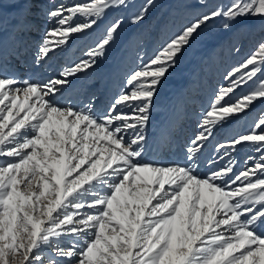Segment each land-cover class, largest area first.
<instances>
[{"label": "snow or ice", "instance_id": "6c2138e0", "mask_svg": "<svg viewBox=\"0 0 264 264\" xmlns=\"http://www.w3.org/2000/svg\"><path fill=\"white\" fill-rule=\"evenodd\" d=\"M32 3L12 0L16 28L30 22ZM125 4L85 0L50 10L59 27L46 32L37 61L51 59L74 34L88 32L109 9ZM146 10L132 22L141 23ZM80 17L83 22H77ZM220 17L226 32L264 21V0H232L227 9L185 26L129 73L126 91L103 116L58 97L70 77L90 70L105 54L119 20L89 49L88 59L58 78L18 81L0 69V264H264V233L258 231L264 228V116L247 133L217 145L224 159L250 144L260 153L251 167L237 173V161L229 159L201 173L197 163L217 128L264 102V41L225 75L229 83L215 93L187 149L189 163L143 160L144 132L167 73L202 26ZM249 82L255 87L233 100Z\"/></svg>", "mask_w": 264, "mask_h": 264}, {"label": "bare ground", "instance_id": "6f19581e", "mask_svg": "<svg viewBox=\"0 0 264 264\" xmlns=\"http://www.w3.org/2000/svg\"><path fill=\"white\" fill-rule=\"evenodd\" d=\"M77 2H82V0H33V3L31 4V13L29 15L30 22L23 29V33H18V30L20 29L15 27V17L17 16V11L11 7L12 0H2V4H0V69L3 70V73L9 76H13L16 79L23 78L32 82H46L49 79L58 78L56 77V73H58L59 69V57L66 56L67 61H71L72 65L74 64V61L76 59V52L74 53L73 50L75 49L74 47L82 48V53L78 54V62L80 60H83V58H86L89 51L88 49L92 48V46H89L88 49H86V45L89 41L91 43V40L93 38L92 36L98 30L99 23H97V25L93 29L89 30L86 33L74 34V38H70V42L67 45L62 46V50L61 48H56L55 55H52L51 59H48L44 62H39L36 59L38 50L42 45H40V42L42 41L43 43L46 32L49 29L59 27L55 23V20L49 18L48 12L61 4L71 5L72 3ZM82 18L83 17H81V19ZM146 20H148L147 16H145L144 20L140 24L145 23ZM77 22H80V18ZM88 36L91 37L88 38ZM52 39L55 40L58 39V37H53ZM206 43V55H208V53H210L211 51V48L215 44V40L209 42L206 41ZM24 45H26V47ZM28 47H30L28 49L29 53L24 55L22 53V50L27 49ZM82 56L84 57L82 58ZM201 56L202 55H200L199 57ZM124 57L125 55L123 47L121 48L118 46L117 48H113L112 51H105V54L99 58V60L97 61V65L95 64L96 66L94 68H91L90 70H87L85 72L78 73L76 76L69 78L70 86L65 88L62 91L61 95L58 97L60 102L69 104L74 108L76 105V108L78 109H83L86 104L88 105V109L93 111L97 116L102 115L105 110H109L110 106L120 95V93L126 91V78H124V76L126 74H129L134 67L138 68L142 64L141 62L139 64L134 62V64L132 63L133 61H130L132 64L127 70L125 64L126 62L124 63L123 60ZM200 59H202V57L199 58L196 62L199 63ZM112 65H115V67L118 68L116 71L117 73L115 72L116 74L112 72L113 70L111 71ZM62 66L66 67L65 63H63ZM101 68L104 70H102L104 74L101 75V80L99 83H97L95 82L96 80H92V76L95 75V69ZM190 69L186 70L188 73H185L186 76L182 79L183 81L181 84L177 82L171 83L170 81H167L163 82L162 86L160 87L159 93L155 99V106L151 110V122L144 132L147 139V145L145 147L143 156V160L145 162L157 165L189 163L186 160L187 149L190 145L191 140L194 139L197 133L201 130L199 126L200 118L204 111L208 109L210 102L214 99L215 93L218 91L214 88V83L217 84V82H219L214 81V79L212 80L213 83L210 85L208 83L207 85H209V87H206L204 85L205 83L202 82L203 80L199 81L198 86L200 88L199 92L202 95L201 100L196 104L195 102L185 97L186 99L184 100L183 104H181L183 105V107H181L182 112L180 113L179 111V113H177L176 110L179 108H177L178 102L172 97H175L178 94H182L183 96L184 91L181 90L185 88H188V90L191 92V95L192 91L194 90V85L192 83L188 84V82L186 81L187 78H190ZM105 75L108 76V79L106 78L107 80L104 79ZM102 79L103 83L101 84ZM18 81L23 80L20 79ZM175 86H178L179 88L176 89ZM81 93H83L84 95H82V98L80 99ZM236 96L238 97V94ZM171 98L173 101H171L170 104L168 102H170ZM81 100L84 103L80 105L79 103L82 102ZM122 111L128 114H132L129 108H122ZM187 116L188 119L186 118ZM184 117L185 122H187L188 125L190 124L188 131L191 135V138L185 140V142H182V139L179 138V136L181 137L183 133L182 130L186 125H180L181 130L179 132V135H177L176 137L172 133L173 129L171 128L174 124H177L178 121L180 122ZM249 118L250 116L248 117V119ZM161 124L162 127L160 126ZM247 124L248 121H245L243 120V118H241L238 121H234L230 125L222 128H217L215 130L214 136L204 144L202 152L199 154L197 163L199 165V171L201 173L208 172L210 170V167H222L226 164L225 162H227V159L228 161L229 159L237 161L235 165V170L237 173L241 171V168H245L243 167V164H246L247 167L250 166V164L244 162L243 160L242 155L244 154H242V147H239L236 151L231 152L230 156L225 157L224 159H220L219 156L211 154L213 150L217 149L218 144L230 140L233 136L246 133L248 127ZM166 133H169V136L167 137L171 138L167 139V137L165 136ZM165 147H167V150H170V153H172V155H168L167 157L162 156V158L158 159V156L161 154L162 150L165 149ZM171 148L172 151L174 149L173 152L171 151ZM210 158L216 161L214 165H208L207 162ZM258 231L264 232V228H260L258 229Z\"/></svg>", "mask_w": 264, "mask_h": 264}, {"label": "rangeland", "instance_id": "374dc122", "mask_svg": "<svg viewBox=\"0 0 264 264\" xmlns=\"http://www.w3.org/2000/svg\"><path fill=\"white\" fill-rule=\"evenodd\" d=\"M84 1L85 0H82V2ZM231 3L232 0H151V3H149V0H126V4L124 6L109 9L106 12L105 16H103L98 21V30L92 36L94 38H92V40L94 41L91 40V43L89 41L86 45V49H88L89 46H92L93 48L96 43L104 36L107 28L112 23L119 20L121 22V27L116 35V38L110 44V46L106 48V51H112L113 48H117L118 46L121 48L123 47L125 55L123 60L124 63L126 62V68L128 70L132 63H144L146 62V60L148 61L150 58H152L170 39L179 34L185 26L192 23L194 20L198 19L202 15L216 10L217 8L227 9V7L230 6ZM145 8L147 9L145 16H147L148 20H146V22L143 24L133 23L132 18ZM80 22H83V18L81 19V17ZM224 22V18L220 17L213 19L209 23L203 25L199 34L192 40L191 44L187 46L183 50L182 54L178 56L175 67L171 68L167 73V76L163 82L170 81L171 83L177 82L181 84L183 81L182 79L185 78L186 74L188 73L186 70L192 68L190 69V78H187L186 80L188 84L192 83L194 85L192 95L188 88H185L181 90L184 91L183 96L182 94H178L177 96L172 97L178 102L177 108H180V110L179 108L176 110L177 113H179V111L180 113L182 112L181 107H183V105L181 104H183L186 98L190 99L196 104L201 100L202 95L199 92V81L203 80L202 82L205 83L204 85L206 87H209V85L213 83L212 80L215 79L214 81H219L217 82V84L214 83V88L217 90H219V88L221 87L227 86L229 81L225 79V75L234 67L240 65L249 55H251V53L256 49L259 42L264 41V21L260 19H253L249 22L244 23L243 25L236 24L235 26H233V29L230 32H226L223 29L222 25ZM21 32L23 33V29L18 30V33ZM90 37L91 36H88V38ZM212 40H215V44L213 46L214 48H211V55L210 53L206 55V41L209 42ZM41 44L42 41L40 42V45ZM24 46L26 47V45ZM29 48L30 47L22 50V53L24 55L28 54ZM74 48V53L76 52V59L74 61L75 64L78 62V54L82 53V48ZM200 55H202V59H200L198 63L196 61L201 58L199 57ZM83 57L84 56H82V58ZM87 57L88 56L83 59H87ZM59 58V69L58 73H56V77H59V74L65 68L72 66L71 61H67L66 56ZM130 61L133 62L131 63ZM63 63H65L66 67L62 66ZM115 65H112L111 68V71L113 70V73H115L118 69L115 67ZM134 69H136V67H134L133 70ZM100 70L102 74L100 73ZM102 70V68L95 69V75L92 76L93 81L96 80L95 82H100V77L104 74V70ZM128 75L129 74H126L124 78H127ZM106 78L108 79V76L105 75L104 79L107 80ZM17 79L25 80L23 78ZM102 83L103 79L101 81V84ZM208 83L209 85H207ZM175 87L176 89L179 88L178 86ZM254 87L255 84L249 82L247 86L237 89L233 94V100H236L242 95L247 94ZM237 94L238 97L236 96ZM82 95L84 94L81 93L80 99L82 98ZM172 98L168 103L171 104V101H173ZM83 103L84 102L82 101L79 104L81 105ZM76 107L77 106L75 105V108ZM85 107L88 108V105L85 104L84 108ZM107 112L108 110H105L104 113L100 116H103ZM249 116L250 118L248 119ZM262 116H264V102H255L247 112V115L242 117L243 120L248 121L246 133L250 131L253 124ZM186 118L188 119V116ZM181 124H184L186 126L182 130L183 133L181 137L179 136V138L182 139V142H185V140L191 138V135L188 131L190 124L188 125L187 122H185V117L182 118L180 122L178 121L177 124H174L171 129H173L172 133L176 137L177 135H179V132L181 130ZM160 126L162 127V124ZM165 136H169V133H166ZM169 138L171 137H167V139ZM166 150L167 147L162 150L161 154L158 156V159L162 158V156L167 157L168 155H172V153H170V150H167L168 152ZM242 150V154H244L242 155L244 162L250 164L249 167H251L254 162L259 159L260 153L255 151L250 144L244 145L242 147ZM211 154L217 155V149L213 150ZM225 163H228V159ZM243 167H246V164H243Z\"/></svg>", "mask_w": 264, "mask_h": 264}]
</instances>
